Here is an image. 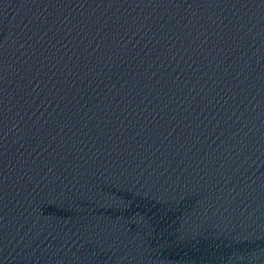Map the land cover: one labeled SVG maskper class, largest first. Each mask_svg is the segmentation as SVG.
I'll use <instances>...</instances> for the list:
<instances>
[{
    "label": "water",
    "instance_id": "obj_1",
    "mask_svg": "<svg viewBox=\"0 0 264 264\" xmlns=\"http://www.w3.org/2000/svg\"><path fill=\"white\" fill-rule=\"evenodd\" d=\"M0 264H264V0H0Z\"/></svg>",
    "mask_w": 264,
    "mask_h": 264
}]
</instances>
